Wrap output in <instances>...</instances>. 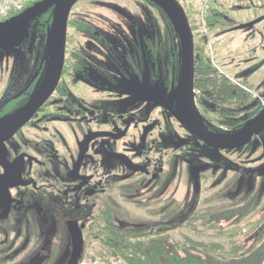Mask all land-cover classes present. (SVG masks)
<instances>
[{
	"label": "flooded vegetation",
	"instance_id": "1",
	"mask_svg": "<svg viewBox=\"0 0 264 264\" xmlns=\"http://www.w3.org/2000/svg\"><path fill=\"white\" fill-rule=\"evenodd\" d=\"M146 1L171 23L158 5ZM254 3L264 7V0ZM260 22L264 25V14L246 23L253 29ZM110 26L114 25L109 18L99 19L98 24L78 18L68 22V28L74 27L86 40L68 49L67 30L65 63L56 89L26 123L0 141V259L4 264H43L49 248L47 242L41 244L32 225L47 238L54 232L52 245L68 241L70 257L68 222L84 225L85 240L91 219L86 223L82 219L95 216L114 190L142 199L168 189L173 177H191L188 187L195 195L209 187L216 189L221 177H264L257 169L246 172L238 157L226 155L245 146L208 145L177 118L180 113L192 120L194 109L187 93H178L182 55L174 26L168 28L167 40L165 29L145 31L139 21L135 33ZM42 35L48 42V35ZM48 55L35 75L32 57H27L15 79L0 78V126L16 119L37 91ZM241 85L251 97L256 94L251 102L257 106L246 114L247 106L239 115L246 118L264 108V94ZM195 93L196 107L211 131H237L244 126L247 120L235 123V129L215 123L206 116L196 88Z\"/></svg>",
	"mask_w": 264,
	"mask_h": 264
},
{
	"label": "trees",
	"instance_id": "2",
	"mask_svg": "<svg viewBox=\"0 0 264 264\" xmlns=\"http://www.w3.org/2000/svg\"><path fill=\"white\" fill-rule=\"evenodd\" d=\"M238 1L243 4L247 0ZM182 4L194 33L195 88L199 92L198 100L207 117L216 122H229L251 105V94L241 85L245 84V80L241 81L221 70L211 59L207 42L198 40L195 35L204 33V24L210 31L224 33L237 23L228 14V6H224L220 0H210L205 9L193 1L185 0ZM255 6L258 13L261 7L257 4ZM52 22L51 11L32 19L25 39L17 48L29 46L42 34L47 35ZM69 22L72 23L73 18ZM241 26L246 28L251 25L245 23ZM208 112L216 115L207 114ZM258 112L259 109H256L246 118H237L235 123H244V120L254 118ZM222 180L224 177L218 182ZM239 183L238 177L229 178L219 191L205 198L206 206L203 209L197 208L198 194L188 201L168 198L162 206L151 209V213L158 216L156 219H135L126 214L125 209L112 196H107L95 216L88 214L82 220L86 223L91 219L89 239L98 240L101 246L95 248L108 263V256L111 255L124 264H264V180L249 190L245 186H239ZM125 197L131 201L138 199L129 195ZM150 197L153 198L150 200H154V197L160 200L162 196ZM197 220H201L205 228L215 230L216 235L229 236L230 243L224 245L214 240L202 241L188 234H184V239L180 241L169 235L171 230H180L184 226L199 232ZM32 226L42 240L41 244L47 242L49 248L43 264H64L65 261L61 263L65 247L63 242L58 240L52 245L50 239L54 232L51 231L48 238L46 234L42 237V230L37 225ZM69 246L71 248L70 244ZM83 258L82 256L80 263ZM0 264H4L1 259Z\"/></svg>",
	"mask_w": 264,
	"mask_h": 264
},
{
	"label": "rangeland",
	"instance_id": "3",
	"mask_svg": "<svg viewBox=\"0 0 264 264\" xmlns=\"http://www.w3.org/2000/svg\"><path fill=\"white\" fill-rule=\"evenodd\" d=\"M185 2V0H180ZM193 1L194 4L204 9L206 2L208 0H186ZM224 6H228V14L231 15L236 21V25L230 27L229 30L224 33L218 32L215 30H208L209 36L205 34H197L195 37L198 40L207 41L209 53L211 59L220 66L221 70L226 72L230 76H234L245 83V85L251 88L254 91L264 94V25L263 22L257 23L255 27H242L241 23H246L248 20L254 19L255 17L264 14V7L256 10L255 3L253 1L247 0L243 4H239L238 0H220ZM241 5V6H240ZM244 6V7H243ZM71 15L73 18L83 19L90 23H99V19L109 18L112 20L114 26H110L111 29H115V25L122 27L129 32L135 33L138 28L137 24L139 21V26H142V29H156L159 28L164 30L163 37L167 40L168 31L173 29V26L167 20L164 15L159 11L153 4L146 0H78L72 8ZM154 26V27H153ZM169 26V27H168ZM169 28V30H168ZM69 41L67 44L68 49H72L75 46L78 47V44L86 40L82 38L80 34L75 30L74 27H69ZM253 31H252V30ZM173 31V30H172ZM173 35V32H172ZM174 37V36H173ZM172 37V38H173ZM171 40L170 38H168ZM45 37L42 35L36 41H33L28 46L29 49H23L21 47L0 50V78H16L20 73V66H23V63L26 61L27 57H32L31 62H33V72L32 75H35L38 69L41 68V64L44 63L47 53L49 54L48 46L49 42H45ZM177 43V49L180 47L179 37H175ZM80 42V43H79ZM29 60V59H28ZM263 61L261 64H259ZM258 64L260 65L259 67ZM253 100H256L254 94L252 95ZM257 106L255 101L251 102V105L246 111V114L250 112L253 108ZM242 114L238 118H242ZM232 121V122H230ZM229 122L220 121L226 126H231L234 128L236 125L235 122L237 118L230 120ZM217 123V122H215ZM239 127V126H238ZM237 128V127H236ZM235 129V128H234ZM230 131L233 129H229ZM225 131V130H224ZM234 154L227 153L232 157L233 155L239 158V162L244 165V170L247 172L251 169H257V174L264 175V131L252 139V141L241 148L240 151ZM227 157V156H226ZM246 164V165H245ZM231 177H224V180L220 181L216 189L208 188L207 191H202L198 193L199 199L197 208L203 209L206 206L204 203L205 198L211 193H215V190H218L220 186L226 184L227 180ZM240 179L239 186H245L248 190L260 184L264 177H238ZM180 181L176 183V180ZM189 179L191 177H173L174 183H170L168 189H162L159 191L156 196H162L160 200H150V196H146L142 199H137L131 201L126 199L123 195H119L116 191H112V198L117 201L126 211V214L131 215L135 219L138 217L156 219L157 215L151 213V209L160 207L165 204L167 199L171 197L174 192L176 195L175 198L182 201H188L193 198L194 194L191 192V185H189ZM189 188V189H188ZM256 188V187H255ZM173 191V192H172ZM217 192V191H216ZM237 192V191H236ZM234 194V193H233ZM141 198V197H139ZM149 199V200H148ZM153 199V198H151ZM143 200V201H142ZM148 201L149 203H147ZM153 201V202H151ZM157 201V202H155ZM227 202L222 200V202ZM139 202V203H138ZM146 203V204H144ZM197 226L200 231L204 233L192 231L190 227L184 226L180 230H171L169 235L176 240L182 241L184 239L183 235L188 234L196 239L202 241H219L224 245L230 243V237L226 234L216 235L215 230L205 228L201 224V220H197ZM85 240L83 248V262L85 263H94L95 264H124L122 260H117L116 258L108 256L110 262L104 261L101 254L96 250L95 246L100 247L101 244L98 240L89 239V230L88 228L84 231ZM64 239H67L66 234H64ZM68 242V241H67ZM63 243L64 252H62L61 263L66 262L70 253V246L68 243ZM45 256L42 255L41 259ZM36 258L33 259V261Z\"/></svg>",
	"mask_w": 264,
	"mask_h": 264
},
{
	"label": "water",
	"instance_id": "4",
	"mask_svg": "<svg viewBox=\"0 0 264 264\" xmlns=\"http://www.w3.org/2000/svg\"><path fill=\"white\" fill-rule=\"evenodd\" d=\"M77 1H38L22 13L0 22V50H10L23 42L32 19L48 11H51L53 16L52 27L47 34L49 55L45 74L37 91L22 108L16 119L0 126V141L13 135L20 126L26 123L56 89L65 63L69 17ZM151 1L167 14L181 44L182 62L178 93H187L188 102L194 109V116L190 120L177 113V118L194 137L213 147L231 149L248 145L254 136L264 131V108L256 117L247 120L240 130L223 131V133L211 131L204 124L195 103V39L185 7L179 0ZM83 227L84 225H80L77 220L68 222L72 250L66 264H79L81 261L84 248Z\"/></svg>",
	"mask_w": 264,
	"mask_h": 264
},
{
	"label": "built area",
	"instance_id": "5",
	"mask_svg": "<svg viewBox=\"0 0 264 264\" xmlns=\"http://www.w3.org/2000/svg\"><path fill=\"white\" fill-rule=\"evenodd\" d=\"M38 1L42 0H0V21L22 13ZM204 30L206 31L205 24ZM262 102L264 104V98Z\"/></svg>",
	"mask_w": 264,
	"mask_h": 264
},
{
	"label": "crops",
	"instance_id": "6",
	"mask_svg": "<svg viewBox=\"0 0 264 264\" xmlns=\"http://www.w3.org/2000/svg\"><path fill=\"white\" fill-rule=\"evenodd\" d=\"M80 264H88V263H85V262L82 261ZM90 264H95V262L94 263H90Z\"/></svg>",
	"mask_w": 264,
	"mask_h": 264
}]
</instances>
